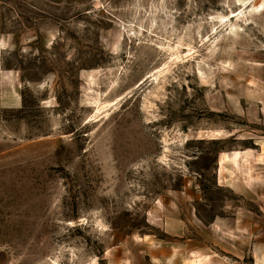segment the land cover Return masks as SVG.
I'll use <instances>...</instances> for the list:
<instances>
[{
	"label": "rangeland",
	"instance_id": "obj_1",
	"mask_svg": "<svg viewBox=\"0 0 264 264\" xmlns=\"http://www.w3.org/2000/svg\"><path fill=\"white\" fill-rule=\"evenodd\" d=\"M0 264H264V0H0Z\"/></svg>",
	"mask_w": 264,
	"mask_h": 264
},
{
	"label": "bare ground",
	"instance_id": "obj_2",
	"mask_svg": "<svg viewBox=\"0 0 264 264\" xmlns=\"http://www.w3.org/2000/svg\"><path fill=\"white\" fill-rule=\"evenodd\" d=\"M241 5V4H240ZM243 6V5H242ZM242 8V7H241ZM238 16V15H237ZM203 77V76H202ZM241 153L240 152H233L232 156H228L227 154H224L223 161L229 162L232 161L233 164L238 165V161L240 159Z\"/></svg>",
	"mask_w": 264,
	"mask_h": 264
},
{
	"label": "crops",
	"instance_id": "obj_3",
	"mask_svg": "<svg viewBox=\"0 0 264 264\" xmlns=\"http://www.w3.org/2000/svg\"><path fill=\"white\" fill-rule=\"evenodd\" d=\"M241 153V152H240ZM223 156H224V154H223ZM240 159H241V156H240ZM240 159H239V161H240ZM239 161H238V163H239ZM221 166H223L224 165V163H227V162H225V161H223V157H222V159H221Z\"/></svg>",
	"mask_w": 264,
	"mask_h": 264
}]
</instances>
